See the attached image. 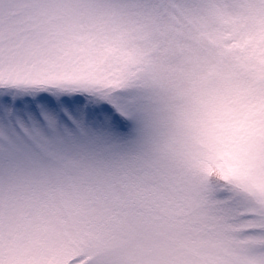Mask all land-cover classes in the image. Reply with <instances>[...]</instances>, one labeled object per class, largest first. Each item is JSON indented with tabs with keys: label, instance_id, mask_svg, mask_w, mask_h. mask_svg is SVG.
I'll list each match as a JSON object with an SVG mask.
<instances>
[{
	"label": "snow or ice",
	"instance_id": "obj_1",
	"mask_svg": "<svg viewBox=\"0 0 264 264\" xmlns=\"http://www.w3.org/2000/svg\"><path fill=\"white\" fill-rule=\"evenodd\" d=\"M0 264H264V0H0Z\"/></svg>",
	"mask_w": 264,
	"mask_h": 264
}]
</instances>
